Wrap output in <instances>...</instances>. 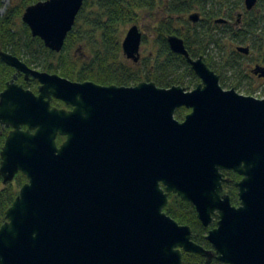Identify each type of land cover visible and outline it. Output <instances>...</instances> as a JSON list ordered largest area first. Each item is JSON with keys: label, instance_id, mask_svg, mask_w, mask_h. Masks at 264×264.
<instances>
[{"label": "water", "instance_id": "water-1", "mask_svg": "<svg viewBox=\"0 0 264 264\" xmlns=\"http://www.w3.org/2000/svg\"><path fill=\"white\" fill-rule=\"evenodd\" d=\"M84 2L42 0L22 20L59 52ZM256 3L245 0L247 9ZM142 38L138 25L128 29V59L140 60ZM168 42L201 78L195 89L74 81L0 51L16 69L0 93V123L11 127L0 176L4 184L27 177L0 226V264H184V252L264 264V98L225 89L181 37ZM251 71L264 76V66ZM18 73L38 80L39 93L18 84ZM182 106L191 108L183 121L175 117ZM225 170L242 176L239 205L225 192ZM172 192L195 206L204 226L219 216L206 236L212 248L164 210Z\"/></svg>", "mask_w": 264, "mask_h": 264}, {"label": "trees", "instance_id": "trees-1", "mask_svg": "<svg viewBox=\"0 0 264 264\" xmlns=\"http://www.w3.org/2000/svg\"><path fill=\"white\" fill-rule=\"evenodd\" d=\"M4 1L0 0V51L14 54L30 67L58 73L74 81L91 80L103 85L124 86L144 80L154 81L161 87L197 85L200 79L186 57L169 46V34L181 36L191 56L202 55L207 65L220 75L223 86L229 83L225 80L228 78L231 86L240 87L246 76L240 61L244 55L235 49L229 52L230 45L249 44L252 50L258 51L257 61L264 64V0H258L253 10H247L245 0H85L59 52L47 47L40 37L33 36L30 27L22 20L26 7L42 0H11L2 12ZM192 11L202 14L197 24L188 19ZM140 12H159L162 16L155 27L154 51L148 48V52L135 62L124 54L122 42L126 27L139 21ZM239 14H242L241 18ZM220 18L230 22L216 23ZM143 43H148L145 35ZM15 71L0 56V93ZM226 74H231V80ZM19 80L26 87L37 90V80L31 83H26L22 77ZM52 103L63 106L56 99ZM187 111L180 108L175 116L183 119ZM8 131L0 123V152ZM64 140V136L57 138L59 145ZM224 174L229 179L224 184L225 191L232 203L238 205L235 183L242 176L233 170H225ZM25 182L27 177L21 172L9 184H3L0 176V226ZM164 210L179 223L190 225L197 243L212 248L206 236L217 225V214L209 226H204L197 217L195 206L173 192L169 193ZM183 263L227 264L217 258L208 260L194 252H184Z\"/></svg>", "mask_w": 264, "mask_h": 264}, {"label": "rangeland", "instance_id": "rangeland-1", "mask_svg": "<svg viewBox=\"0 0 264 264\" xmlns=\"http://www.w3.org/2000/svg\"><path fill=\"white\" fill-rule=\"evenodd\" d=\"M17 2L18 0H14ZM11 3V0H5L4 1V7L2 9V12L5 11L7 6ZM155 13V12H154ZM152 12H140V18L139 21L137 22L138 26L140 29L143 31L144 35L146 36V39L148 41L147 44L142 43L141 46V54L144 55L146 52L152 49V44L154 43V35H155V24L156 20L159 19L162 15L159 13L158 18H156L157 14H153ZM133 23L129 24L126 27L125 32L127 31L128 28L132 26ZM125 35V34H124ZM264 37V35H263ZM236 43L233 45L229 46V52L230 50L234 49ZM246 45V44H243ZM258 58V51L257 50H252V53L250 55H245L240 58L241 61V68L243 70V73L246 75L244 83L240 87H236V90L240 93L246 94V95H253L258 98H264V77L256 76L255 74H252L250 69L255 66L256 63H260L261 65L263 63L257 61ZM264 66V64H263ZM226 76H229V79L231 78V74H226ZM228 84L225 85L224 88L229 89L231 88V81L228 80V78H225ZM231 80V79H230Z\"/></svg>", "mask_w": 264, "mask_h": 264}, {"label": "flooded vegetation", "instance_id": "flooded-vegetation-1", "mask_svg": "<svg viewBox=\"0 0 264 264\" xmlns=\"http://www.w3.org/2000/svg\"><path fill=\"white\" fill-rule=\"evenodd\" d=\"M257 2H258V0H257ZM256 5H257V3H256ZM256 5L252 8V9H247V10H253L255 7H256ZM245 6H246V4H245ZM247 8V7H246ZM193 13H198L199 15H200V18H199V20L198 21H196V22H194L191 18H190V15L191 14H193ZM155 14H157L156 15V18H158V14H159V12H155ZM153 15V14H152ZM241 16H242V14H239V18H241ZM161 18V17H160ZM159 18V19H160ZM201 18H202V14L201 13H199V12H197V11H192V12H190L189 14H188V19L190 20V22L192 23V24H197L200 20H201ZM159 19H157L156 20V24L155 25H157V23L159 22ZM220 19H224V22H219L218 21V19L216 20V23H221V24H224V23H228V21L229 20H227V19H225V18H220ZM238 21H239V19H238ZM230 22V21H229ZM134 24H136V25H138L137 23H133L132 25H134ZM139 27V26H138ZM156 27V26H155ZM140 28V27H139ZM129 29V28H128ZM128 29H127V31H128ZM141 30V29H140ZM127 31H126V33H125V36H126V34H127ZM155 31V30H154ZM141 32H142V34H143V38H144V33H143V31L141 30ZM170 35H178V34H169L168 36H167V39H168V37L170 36ZM124 36V37H125ZM179 36V35H178ZM146 37V36H145ZM179 37H181V36H179ZM143 38H142V43H143ZM182 38V37H181ZM124 39V38H123ZM154 39H155V35H154ZM183 39V38H182ZM184 40V39H183ZM169 43V42H168ZM185 43V42H184ZM241 45H243V44H237L236 43V45L234 46L235 48V50L236 51H238L237 50V47L238 46H241ZM141 46H142V44H141ZM170 46V45H169ZM243 46H249V48H250V52L248 53V54H244V53H241V52H239V53H241V54H243L244 56L245 55H250L251 54V52H252V49H251V46L249 45V44H246V45H243ZM79 49H81V48H79ZM152 51H154V43L152 44V49H151V52ZM190 54V53H189ZM141 56H142V54H141ZM190 56H191V54H190ZM200 56H202V55H200ZM191 57H193V56H191ZM199 57V56H198ZM194 58H197V57H194ZM187 59V58H186ZM259 62V61H258ZM189 63V62H188ZM190 64V63H189ZM257 65H261L260 63H256L255 64V66L253 67V68H255ZM261 66H263V64L261 65ZM253 68H251L250 69V71L253 69ZM194 70V69H193ZM215 71V70H214ZM15 73H16V71H15ZM196 73V72H195ZM217 73V72H216ZM251 73H252V71H251ZM197 74V73H196ZM218 74V73H217ZM252 74H254V73H252ZM21 75V76H20ZM256 76H258V77H260L259 75H257V74H255ZM14 76V75H13ZM17 80H16V82L18 83V84H21V85H23L24 86V88H26V89H30V90H32L34 93H36V94H38L39 93V86H40V83H39V81H38V84H37V90L35 91V90H33L32 88H30V87H26L25 86V84L23 83V82H20V80L19 79H21V77L24 79V81L26 82V83H31L32 82V80H34L35 78H33L32 76H30L28 79H26V77H25V74H23V73H18L17 74ZM198 76V75H197ZM220 76V75H219ZM262 77H264V76H262ZM13 78V77H12ZM198 78L200 79V81L197 83V85H195V86H193V87H186V86H182V85H180V86H182V87H185V89L187 90V91H190V90H193V89H195L200 83H201V78L198 76ZM36 80V79H35ZM220 84H221V80H220ZM176 85V84H175ZM222 85V84H221ZM159 86V85H158ZM172 86H174V85H172ZM172 86H169V87H172ZM223 86V85H222ZM161 87V86H160ZM223 87H225V86H223ZM6 88V87H5ZM165 88H168V87H165ZM231 88H235V86H232ZM226 89V88H225ZM243 94V93H242ZM54 99H56V100H59V101H61L62 103H63V106H58V107H65V108H67V109H70L71 108V106H68L64 101H62V100H60V99H57V98H53L52 99V101L54 100ZM53 104V103H52ZM180 108H186L188 111L186 112V114H185V116L191 111V108H187V107H185V106H182V107H180ZM180 108H177V110H179ZM176 110V111H177ZM175 114H176V112H175ZM185 116L183 117V119L181 118V119H179V118H177L176 116V118L177 119H179V120H181V121H183L184 119H185ZM3 126V128L5 129V128H8L9 129V131L11 130V127H9V126H6V125H2ZM23 128H26L25 126H23ZM9 131H8V133H9ZM237 187V186H236ZM238 188V187H237Z\"/></svg>", "mask_w": 264, "mask_h": 264}]
</instances>
